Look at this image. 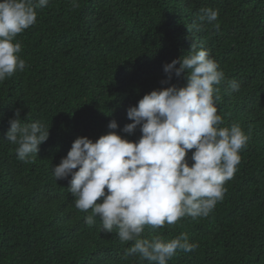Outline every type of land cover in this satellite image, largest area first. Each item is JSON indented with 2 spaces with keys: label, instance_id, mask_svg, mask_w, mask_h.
Here are the masks:
<instances>
[{
  "label": "trees",
  "instance_id": "1",
  "mask_svg": "<svg viewBox=\"0 0 264 264\" xmlns=\"http://www.w3.org/2000/svg\"><path fill=\"white\" fill-rule=\"evenodd\" d=\"M75 4L49 0L36 9L35 24L14 40L26 67L0 82V264H149L138 253L126 255L133 242H122L115 227L104 232L99 216L87 224L91 210L76 208L71 176L56 181L53 168L77 137L95 142L112 120L118 134L138 140L139 127L121 131L132 122L127 109L153 90L186 83L174 73L168 80L163 66L187 55L192 41L210 50L225 73L216 86L220 127L238 124L247 146L207 217L185 216L155 230L146 225L141 238L187 233L199 244L189 253L178 249L168 264H264V0ZM202 8L218 10L219 30L197 19ZM233 80L238 91L228 88ZM17 110L22 124L49 128L31 162L19 160L18 145L5 140Z\"/></svg>",
  "mask_w": 264,
  "mask_h": 264
},
{
  "label": "clouds",
  "instance_id": "2",
  "mask_svg": "<svg viewBox=\"0 0 264 264\" xmlns=\"http://www.w3.org/2000/svg\"><path fill=\"white\" fill-rule=\"evenodd\" d=\"M48 3L0 0V82L25 69L26 62L19 56L21 44L14 40L35 24L36 9ZM73 6H78L75 0ZM197 19L216 22L213 26L219 30L218 10L202 8ZM193 27L199 30L195 21ZM163 70L168 80L174 73L186 83L153 90L127 109L132 122L121 131L132 134L139 127L138 140L118 134V124L112 120L109 131L95 142L77 137L53 168L56 181L71 176L68 191L76 198V208L91 210L85 222L92 225L99 216L104 232L111 233L115 227L122 242H133L126 255L138 253L149 264H168L178 249L189 253L199 247L189 242L187 233L169 241L159 236L141 238V234L146 225L155 230L185 216L207 217L223 199L224 185L233 177L239 152L248 142L238 124L220 127L223 118L218 115L220 88L216 86L226 78L210 50L192 41L188 54L166 63ZM239 87L234 80L228 82L231 91ZM8 123L5 140L18 145L19 160L31 162L49 139V128L40 121L22 124L20 110ZM193 149L190 166L186 156Z\"/></svg>",
  "mask_w": 264,
  "mask_h": 264
}]
</instances>
